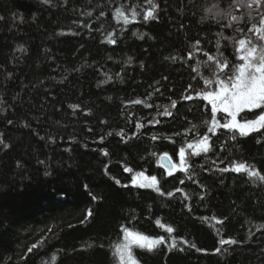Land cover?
Returning a JSON list of instances; mask_svg holds the SVG:
<instances>
[{"label":"trees","instance_id":"trees-1","mask_svg":"<svg viewBox=\"0 0 264 264\" xmlns=\"http://www.w3.org/2000/svg\"><path fill=\"white\" fill-rule=\"evenodd\" d=\"M247 2L153 0L157 18L145 21L147 0H0V264H118L122 226L167 239L157 219L175 229L178 248L135 246L139 264H264V181L221 170L245 162L264 174V129L232 139L221 128L209 133L208 152L187 148L211 120L210 104L196 96L215 87L204 83L216 71L205 52L217 55L219 40L229 72L238 63L234 41L256 38L248 28L261 16ZM232 15L243 18L227 27ZM166 109L171 115H160ZM181 146L189 170L169 176L160 158L179 164ZM139 171L188 198L132 186ZM86 209L83 223H71ZM229 238L238 243H219Z\"/></svg>","mask_w":264,"mask_h":264},{"label":"snow or ice","instance_id":"snow-or-ice-1","mask_svg":"<svg viewBox=\"0 0 264 264\" xmlns=\"http://www.w3.org/2000/svg\"><path fill=\"white\" fill-rule=\"evenodd\" d=\"M45 3H48L49 0H44ZM147 2L151 5V7L144 14L143 19L145 21L149 19H156L155 13L159 9V5L153 3V0H147ZM233 3H237V0H233ZM253 5H256L259 8L261 5H264V0H248L245 7L251 9ZM240 6V5H237ZM90 15V13H89ZM101 16H104L105 13L101 12ZM116 18L122 19L125 24L131 22L129 17L122 11L120 8L116 9ZM138 13L135 9L132 10V20H135ZM242 16H231V21L227 25V27H231L232 21H240ZM260 24L264 25V16H261ZM238 31L243 32V29H239ZM248 32L254 33L258 36V38L264 41V27H257V25L253 24L248 28ZM143 39V34L140 36ZM109 43L115 44L116 40L113 38L112 34L109 33L106 37ZM225 39H230L225 37ZM200 40H196L194 46L200 45ZM235 51H236V59L238 63L232 64L230 71L225 72L226 69H229V61L227 59H223V53L219 51L220 41H216L217 47V55H210L205 52L208 61H212L216 71L213 72V76H215V80L210 78H204V83L206 85L212 86L215 85L214 90H205L203 92H198L196 94L197 97H202L204 100L208 101L211 105V120L206 121L205 123L208 125L207 132L204 133L203 136H199L198 139L193 140L187 144L188 149H192V155H199L201 152H208L211 144L209 133L215 135L218 129H227L233 132L232 139H235V133H239L240 136H248L252 133H259L262 129H264V46H257L253 44L251 39L241 38L239 40L234 41ZM199 51L200 49L197 48ZM189 59L192 58V53H189ZM131 59V58H129ZM143 66V65H142ZM110 80L111 77H108ZM107 81H103L102 83H106ZM191 85H189V88ZM184 99H193L192 96H186ZM133 103H143L142 101H133ZM176 101H171L172 107L176 106ZM70 107L76 108L78 105H71ZM151 107V105H149ZM255 110H259V115H255ZM247 112L248 114L255 115L254 119H238L241 113ZM217 113L226 114L224 117V122L221 123L220 120L217 119ZM160 115H171L167 109L160 113ZM159 123V121L150 120L149 123ZM9 124L12 121H8ZM137 127H143V125L137 123ZM91 131V129H89ZM122 134V133H121ZM103 139V137H101ZM152 139H157V137L153 136ZM259 142V141H257ZM174 143V142H173ZM0 144H3V140L0 139ZM4 147L7 148L8 145L4 144ZM103 154L105 156L108 155L106 150H103ZM153 155H156L153 153ZM179 165L172 163L171 157L168 153H163L161 159H167L169 161V171L168 175L171 176L176 170L187 172L189 170V165L186 163V149L181 146L179 148ZM43 163V161H41ZM222 171L232 170L237 173L244 172L250 178L258 177L260 181H264V174L257 169H254L251 165L245 162H234L230 169L225 168L221 169ZM124 171L127 173H132L133 169L131 167H125ZM47 175V173H46ZM191 179V177H189ZM146 181V182H145ZM116 184H120L119 180H115ZM181 184L184 183L183 180L180 181ZM131 185L138 186L141 188H152L160 195H167L169 197L173 196L176 192L183 193L185 198L187 199V193H184L182 188H176L173 191H168L165 193L162 191L159 186V181L155 175L148 177L145 175L144 171L136 172L131 178ZM124 187H128V185H124ZM91 215V210L87 213L85 219ZM215 219V217H214ZM218 223H223V221L218 220ZM83 223V221L81 222ZM158 227L164 228L166 233L168 234V238L164 235H160L158 237H151L148 235H144L132 229L122 226V231L124 234L123 243L117 244L115 246V251L113 252V256L118 258V264H139V261L136 259L133 253V245L144 249L146 248L148 251H152L154 249L159 248L161 245L167 247L169 251L173 249H177V237L172 236V233L175 229L171 226H167L161 223L159 219L155 221ZM184 244H188L187 240H183L180 238ZM221 245L224 244H236L238 241L234 239H221L219 241ZM37 247V245H33L29 248V252L32 251L33 248ZM102 247V245H101ZM191 247L195 248L196 245L192 244ZM179 251H184L183 248H179ZM201 251V249H197ZM216 252H220L221 249H215ZM56 257H53L55 260Z\"/></svg>","mask_w":264,"mask_h":264},{"label":"rangeland","instance_id":"rangeland-1","mask_svg":"<svg viewBox=\"0 0 264 264\" xmlns=\"http://www.w3.org/2000/svg\"><path fill=\"white\" fill-rule=\"evenodd\" d=\"M253 9H256V12L258 14H260V16H264V5H261L259 8L256 7V5H253L252 7ZM259 27H264V25H261L260 23H258ZM253 44L259 46H264V41L260 40L258 38V36L256 35V38L251 39ZM214 90V89H211ZM208 102V101H207ZM211 106V105H210ZM242 114V113H241ZM240 114V115H241ZM245 116V115H244ZM238 119H240V116H238ZM179 165V164H177ZM149 177V176H148ZM146 182V181H145ZM89 212V209L85 210V213L80 216L79 218H77L75 221L71 222V223H76V222H81L85 219L87 213ZM52 232V227H47L43 230H41L39 233H37L34 237H32L31 239H29L26 244H25V252L29 251V248H31L33 245H38L41 241H43L50 233ZM123 243V240L122 242ZM120 243V244H121ZM135 245H133V249H134Z\"/></svg>","mask_w":264,"mask_h":264},{"label":"water","instance_id":"water-1","mask_svg":"<svg viewBox=\"0 0 264 264\" xmlns=\"http://www.w3.org/2000/svg\"><path fill=\"white\" fill-rule=\"evenodd\" d=\"M171 161H172V163H174L173 160H172V158H171ZM160 162H161V164H162V166H163L164 168H166L167 170H169V167H168V165H169V161H168L167 159H161V158H160Z\"/></svg>","mask_w":264,"mask_h":264}]
</instances>
